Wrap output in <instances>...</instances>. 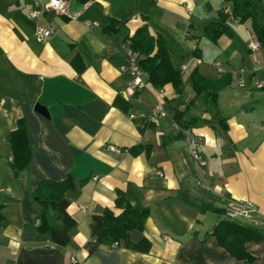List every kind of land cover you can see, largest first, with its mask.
<instances>
[{
  "label": "crops",
  "instance_id": "0c3cea01",
  "mask_svg": "<svg viewBox=\"0 0 264 264\" xmlns=\"http://www.w3.org/2000/svg\"><path fill=\"white\" fill-rule=\"evenodd\" d=\"M34 1L47 0H0V264H73L71 256L75 264H264V232L243 244L250 261L231 255L212 232L227 218L214 211L224 197L255 205L239 220L264 230V114L253 102L264 89L249 85L264 79V47L249 48L250 22H229L232 34L212 42L201 27L228 8L223 0H70L69 16L49 11L31 20ZM144 22L170 44L181 93L170 83L153 87L144 72L145 85L126 93L133 80L121 68L133 53L124 39ZM45 23L52 32L38 40L35 27ZM239 69L244 88L236 85ZM159 102L166 113L152 120ZM175 112L199 136L203 166L192 161ZM21 118L31 157L15 176L9 135ZM41 181H66L68 189L48 235L24 241L23 223L40 214L33 192ZM118 192L148 211L142 229L128 233L132 243L147 240V251L95 239L103 211H117Z\"/></svg>",
  "mask_w": 264,
  "mask_h": 264
},
{
  "label": "trees",
  "instance_id": "16d2710c",
  "mask_svg": "<svg viewBox=\"0 0 264 264\" xmlns=\"http://www.w3.org/2000/svg\"><path fill=\"white\" fill-rule=\"evenodd\" d=\"M88 0H85V2ZM228 8H221L217 11L214 20L209 21L201 27V35L208 40L215 42L221 35H231L232 29L229 22L236 21L243 23L250 22V29L254 38L264 47V21H260L259 5L264 6V0H223ZM128 48L135 54L137 65L146 74V82L155 88H161L170 83L177 93L183 89V81L180 71L170 60L172 48L168 41L159 33H151L146 22L138 26L134 32L127 36ZM192 77H195L192 76ZM197 77V76H196ZM195 90H205L203 84L192 83ZM200 91V92H201ZM215 95V93L211 94ZM182 112H175L174 119L181 127L187 125L181 121ZM11 149L10 167L15 176L27 169L31 149L26 133V121L24 118L18 120V125L9 135ZM68 189L66 181H41L33 192L36 202L40 209L37 222L26 220L21 229V237L24 241L33 239L36 233L41 232L45 236L56 224L58 212L55 209L56 201ZM115 208L117 211L106 209L103 211L104 227L97 233V242L111 245L123 242L125 247L147 251L149 243L143 239L138 243H132L128 239V233L132 229H142L147 209H134L128 201V197L118 192L115 198ZM208 208L206 205L202 209ZM219 214H224V208L215 209ZM2 214L0 211V222ZM219 244L224 247L231 255L243 257L250 261L252 258L243 248L244 242L248 240H258L264 230L252 225H248L239 219H220L213 227Z\"/></svg>",
  "mask_w": 264,
  "mask_h": 264
},
{
  "label": "built area",
  "instance_id": "2783aa9c",
  "mask_svg": "<svg viewBox=\"0 0 264 264\" xmlns=\"http://www.w3.org/2000/svg\"><path fill=\"white\" fill-rule=\"evenodd\" d=\"M70 0H47L46 2L40 3L38 1H34L32 6L28 9L27 16L31 20H36L43 12H55L62 15L68 14V6H69ZM95 22H86V26L92 27L95 26ZM52 32V27L49 24H37L35 27V37L38 40H42L47 38ZM260 47L259 42L253 38L249 43V48L254 51L257 50ZM197 62H199L197 60ZM191 62H185L182 65L183 69H187L190 67ZM213 65L218 73H221L224 71V68L222 67V63L220 61H214ZM122 70H126L129 72V74L132 77L133 85L132 87H128L126 89V93L132 94L134 92L135 88H141L145 85V82L142 78V70L137 65L136 57L134 54H130L128 65L123 66L121 68ZM258 69L255 68V70ZM243 69H239L237 71V79H236V85L238 87L244 88L247 86V80L245 78ZM249 85H251L254 89H264V79H255L251 80L249 82ZM165 110L163 108V104L161 102L157 103L154 108H152L149 118L154 120L157 116H163L165 115ZM177 129H181L184 135V139L186 141V144L188 146V153L192 159V161L199 165L203 166L205 164V160L203 159L202 155L199 153V151L196 148V143L199 140V136L192 132L191 130L181 127L179 124H175ZM107 148L110 151L113 152H119L120 149L113 146L108 145ZM156 174H160V171L155 170ZM224 201V215L228 219H241V218H250L251 213H256L257 208L255 205H253L248 200H233L228 197L223 198ZM49 248H54L51 244H46ZM70 261L75 264L77 263V260L74 256L70 257Z\"/></svg>",
  "mask_w": 264,
  "mask_h": 264
},
{
  "label": "rangeland",
  "instance_id": "374dc122",
  "mask_svg": "<svg viewBox=\"0 0 264 264\" xmlns=\"http://www.w3.org/2000/svg\"><path fill=\"white\" fill-rule=\"evenodd\" d=\"M260 13H259V19L260 21H264V6L259 5ZM237 91L239 90L237 87H235ZM261 96L258 98V100L253 101L255 103V109L256 111L264 114V91L261 92ZM259 94H254V96Z\"/></svg>",
  "mask_w": 264,
  "mask_h": 264
},
{
  "label": "water",
  "instance_id": "95a60500",
  "mask_svg": "<svg viewBox=\"0 0 264 264\" xmlns=\"http://www.w3.org/2000/svg\"><path fill=\"white\" fill-rule=\"evenodd\" d=\"M34 110L37 111L38 113H40L41 115L47 117V118L49 117L46 108L40 104H35Z\"/></svg>",
  "mask_w": 264,
  "mask_h": 264
}]
</instances>
